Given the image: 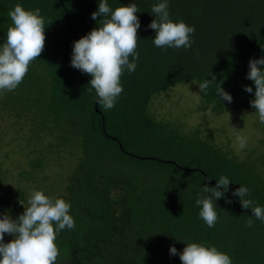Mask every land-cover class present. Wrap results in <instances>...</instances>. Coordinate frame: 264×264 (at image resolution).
<instances>
[{
	"label": "trees",
	"instance_id": "trees-1",
	"mask_svg": "<svg viewBox=\"0 0 264 264\" xmlns=\"http://www.w3.org/2000/svg\"><path fill=\"white\" fill-rule=\"evenodd\" d=\"M160 2L107 0L113 11L135 3L140 28L136 70L121 76L123 92L106 110L89 84L91 76L71 66L74 42L101 23L91 18L99 0H0V47L17 4L39 8L47 27L40 58L15 90L0 93L3 112L34 126L29 139L36 156L20 173V183L34 181L51 154L79 151L66 192L59 196L71 204L75 228L58 233L56 264H182L170 247L179 253L188 243L214 246L233 264H264V221L250 217L251 209L232 195L244 185L247 198L264 208V151L251 149L241 157L204 139L199 128L187 133L151 109L162 93L179 84L199 86L212 75L217 84L207 95L200 92L199 111L254 109L255 85L246 76L249 61L264 57V0H167L173 22L195 27L187 49L154 45L155 30L148 25L155 19L152 6ZM218 84L232 96L231 103L218 99ZM245 86L253 92H245ZM6 175L0 163V214L15 219L29 199L25 190L5 186ZM221 176L231 183L216 201L218 221L209 228L196 200L205 184L214 187ZM42 187L37 189L55 198ZM250 218L253 225L247 227ZM11 240L5 234V242Z\"/></svg>",
	"mask_w": 264,
	"mask_h": 264
},
{
	"label": "clouds",
	"instance_id": "clouds-1",
	"mask_svg": "<svg viewBox=\"0 0 264 264\" xmlns=\"http://www.w3.org/2000/svg\"><path fill=\"white\" fill-rule=\"evenodd\" d=\"M151 11L155 19L148 27L155 30L153 43L156 47H191L195 27L183 21L173 22L167 0L153 5ZM139 12L135 3L113 11L107 0H99L98 10L92 13L91 18L97 20L99 17L100 25L73 44L71 66L91 76L89 84L97 94L98 104L106 110L115 107L123 92L121 76L125 71L131 73L136 70L139 59ZM9 16L13 26L8 28L6 42L0 47V93L13 91L22 83L31 63L40 58L44 51L46 41V20L39 8L25 10L17 4L10 10ZM260 66H264V57L251 59L246 79L254 82L255 99L250 101V106L258 113L260 123L264 124V68ZM213 84H217L215 75L211 80L200 83L199 91L207 95ZM244 91L252 93L253 88L245 86ZM216 95L220 101L232 102V96L220 84L217 85ZM237 139L239 146L244 148L246 139L239 136ZM230 183L226 176H221L214 187L207 184L202 187L196 204L201 206L199 217L209 228L215 227L218 221L216 201L225 196ZM232 195L239 198L243 209H251L250 217L264 221V208L255 206L247 198L250 190L246 186L240 185ZM226 202L231 203L230 200ZM28 204L15 219L8 212L0 214V264H56L59 256L55 243L58 233L66 228H75V221L69 214L71 204L64 199L34 191ZM252 225L250 218L246 226ZM5 234L12 237L10 242H5ZM186 245L179 253L174 246L170 247V254L179 255L182 264H233L228 254L214 246L206 247L198 243Z\"/></svg>",
	"mask_w": 264,
	"mask_h": 264
},
{
	"label": "rangeland",
	"instance_id": "rangeland-1",
	"mask_svg": "<svg viewBox=\"0 0 264 264\" xmlns=\"http://www.w3.org/2000/svg\"><path fill=\"white\" fill-rule=\"evenodd\" d=\"M199 98L196 83L179 84L154 98L151 109L158 119L175 122L187 133L199 128L204 139L228 147L241 157L251 149L264 151V129L260 128L255 109L239 111L232 107L220 115L201 112L197 108ZM33 130L31 121L17 120L0 109V163L7 172L5 186L12 190H25L26 198L30 199L34 191H39L37 188L45 185L59 199L66 192L67 177L76 169L79 151L73 152L76 156L64 152L51 154V160L46 162L43 170H36L34 181L20 183V173L28 169L29 160L36 156V147L29 139L34 137ZM238 136L246 139L244 148L239 146ZM48 141V138L44 139L45 143ZM59 180H64V183Z\"/></svg>",
	"mask_w": 264,
	"mask_h": 264
},
{
	"label": "water",
	"instance_id": "water-1",
	"mask_svg": "<svg viewBox=\"0 0 264 264\" xmlns=\"http://www.w3.org/2000/svg\"><path fill=\"white\" fill-rule=\"evenodd\" d=\"M234 201V200H233Z\"/></svg>",
	"mask_w": 264,
	"mask_h": 264
}]
</instances>
